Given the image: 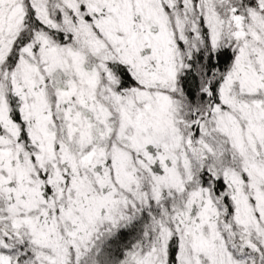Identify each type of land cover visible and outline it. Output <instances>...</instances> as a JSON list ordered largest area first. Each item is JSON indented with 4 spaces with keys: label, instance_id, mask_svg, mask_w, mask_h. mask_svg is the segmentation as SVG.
Listing matches in <instances>:
<instances>
[{
    "label": "snow or ice",
    "instance_id": "snow-or-ice-1",
    "mask_svg": "<svg viewBox=\"0 0 264 264\" xmlns=\"http://www.w3.org/2000/svg\"><path fill=\"white\" fill-rule=\"evenodd\" d=\"M0 264H264V0H0Z\"/></svg>",
    "mask_w": 264,
    "mask_h": 264
}]
</instances>
